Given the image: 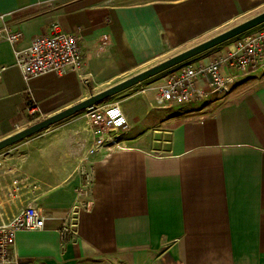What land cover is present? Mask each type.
I'll return each mask as SVG.
<instances>
[{
  "label": "crops",
  "instance_id": "crops-1",
  "mask_svg": "<svg viewBox=\"0 0 264 264\" xmlns=\"http://www.w3.org/2000/svg\"><path fill=\"white\" fill-rule=\"evenodd\" d=\"M262 11L264 0H0L3 23L22 33L15 45L0 41V140L37 122L31 101L42 120ZM55 23L79 28L84 75L25 82L15 51ZM231 39L97 104L117 103L130 128L113 135L120 148L104 146L86 165L89 211L76 202L78 166L93 141L84 113L83 126L72 119L26 140L24 158L0 178V222L28 205L46 219L16 234L19 264H264V62L246 75L224 66L235 75L227 93L155 100L167 77L227 53L239 42ZM196 85L207 91L204 80ZM14 179L24 184L11 199ZM67 208L73 234L62 240V222L49 215Z\"/></svg>",
  "mask_w": 264,
  "mask_h": 264
},
{
  "label": "built area",
  "instance_id": "built-area-1",
  "mask_svg": "<svg viewBox=\"0 0 264 264\" xmlns=\"http://www.w3.org/2000/svg\"><path fill=\"white\" fill-rule=\"evenodd\" d=\"M8 14H1L3 23ZM79 28L75 33L63 32L58 24H52L49 33L32 38L29 46L23 50L15 51L16 64L21 70L22 78L28 82L34 77L46 74L64 76L69 71H74L82 76V55L79 49ZM22 33L12 30L4 24L0 28V41H6L15 45L21 39ZM102 48L107 42V36H102ZM264 62V27L247 35L242 41L225 54H219L210 59L209 63H199L196 66L187 65L173 75L165 79L159 85L155 93L157 103L185 104L204 100L209 93L221 95L227 93L230 85L234 83L235 75H225L222 72L224 66L232 68L242 75L254 71L260 63ZM0 67V75L4 70ZM201 79L206 82L207 91L196 85ZM27 113L35 121L40 120L38 105L31 101L27 107ZM84 117L92 131L93 141L82 158L78 171L81 177V185L76 190V202L83 210L92 209L91 199L93 172L92 164L97 158L99 150L107 146L113 150L120 148V144L114 139L116 132L129 130V124L117 103L106 105H92L85 109ZM23 180L14 179L12 188L7 196L16 197L18 188L23 185ZM2 206L0 205V211ZM70 209H54L50 212L51 220L61 221L59 234L62 240H68L73 234L70 226ZM45 215L42 208L28 205L8 222H0V264H19L18 255L15 252L16 234L23 231H37L43 229Z\"/></svg>",
  "mask_w": 264,
  "mask_h": 264
},
{
  "label": "water",
  "instance_id": "water-1",
  "mask_svg": "<svg viewBox=\"0 0 264 264\" xmlns=\"http://www.w3.org/2000/svg\"><path fill=\"white\" fill-rule=\"evenodd\" d=\"M264 24V11L257 15L193 46L190 47L174 56H171L158 64H155L105 90H102L96 94H90L84 100L62 110L53 115H50L42 120L32 123L24 129L0 140V150L13 145L23 139H26L40 131H43L60 121L69 118L81 111H84L92 105L99 104L108 98L116 95L117 93L130 88L146 79L153 77L167 69H170L178 64H181L188 59L207 51L231 38H234L254 27Z\"/></svg>",
  "mask_w": 264,
  "mask_h": 264
},
{
  "label": "rangeland",
  "instance_id": "rangeland-1",
  "mask_svg": "<svg viewBox=\"0 0 264 264\" xmlns=\"http://www.w3.org/2000/svg\"><path fill=\"white\" fill-rule=\"evenodd\" d=\"M256 15H257V13H256ZM249 19V18H248ZM243 22V21H242ZM239 24V23H238ZM235 25H237V24H235ZM235 25H233V26H235ZM262 25V24H261ZM261 25H259V26H261ZM232 26V27H233ZM259 26H257V27H254V28H252V29H250V30H248V31H246V32H244V33H242V34H240V35H238V36H236V37H234L233 39H238V41L240 40L239 38H243L244 36H247V35H250V34H252V33H254L256 30H257V28L259 27ZM232 40V39H231ZM181 65V64H180ZM179 64L178 65H176L177 67L176 68H179V66H180ZM175 67V66H174ZM168 70V69H167ZM171 70H173V69H171ZM170 72L171 71H168V72H166V71H163V73L161 72V73H159V74H157V75H154V76H158V77H160V76H163V75H168V74H170ZM161 74V75H160ZM157 77V78H158ZM159 87V85L158 86H156V90H157V88ZM105 102H107V101H105ZM174 104V103H173ZM83 111H81V112H79V113H77V114H75V116H73V117H69V119L67 118V119H65V120H63V121H61V122H59V123H57V125H55V127L56 126H58L59 124H63L64 122H69V120H72V119H77V120H79V122H80V125L81 126H83V124H84V122H83ZM50 128V127H49ZM44 133V131H40V132H38V133H36V134H34V135H32V136H30V137H28V138H31V137H33V136H36V135H43V133ZM28 138H26V139H23V140H21V141H19V142H17V143H15V144H18L17 146L16 145H11V146H9V147H7V148H5L4 150H2V151H0V178H4V176H3V174H4V170L8 167V162L10 161V160H14L15 158H24V156L22 155V152H24L25 151V146L22 148V146L23 145H25L26 144V140L28 139ZM22 148V149H21ZM20 152V153H19ZM34 188H32V191L34 192V190H33Z\"/></svg>",
  "mask_w": 264,
  "mask_h": 264
}]
</instances>
